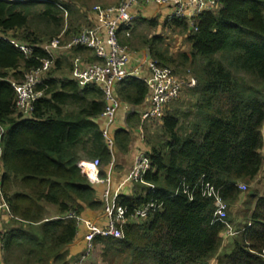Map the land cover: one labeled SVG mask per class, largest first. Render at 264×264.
<instances>
[{
    "label": "trees",
    "instance_id": "1",
    "mask_svg": "<svg viewBox=\"0 0 264 264\" xmlns=\"http://www.w3.org/2000/svg\"><path fill=\"white\" fill-rule=\"evenodd\" d=\"M55 1L0 0V34L9 32L34 47L27 57L9 39L0 38V124L6 129L2 184L14 225L1 231L3 264H71L68 247L79 226L64 215L104 206L81 163L99 159L104 176L115 157L128 153L133 144L130 130L111 127V150L103 134L104 92L94 84L82 88L70 75L60 74L62 58L38 85L44 94L32 118L17 112L12 81L23 80L42 65L45 43L63 32L69 38L89 27L78 22L82 17L87 21L79 9L84 0L63 2L68 17ZM219 4L200 14L197 31L179 24L188 34L189 52L174 55L163 48L161 36L146 38L151 59L177 73L201 61L191 91L196 100L189 111L167 109L160 125L163 137L147 141L152 168L140 182L145 187L117 199V205L130 211L150 200L161 203V209L129 222L123 238H95V247L103 246L109 264L121 256L125 264H210L214 259L218 264H264V192L257 196L251 217L234 225L245 194L248 207L256 197L240 184L250 185L264 165V92L259 86L264 81V0ZM142 20L140 16L135 23ZM148 22L151 29L159 25ZM82 51L76 48L73 53ZM65 56L69 60L72 52ZM116 91L133 107L143 106L149 93L137 78L119 82ZM129 118L138 128L140 116L131 112ZM183 182L190 187L197 182L192 198L182 192ZM207 183L228 204L226 223L214 221V199L203 194ZM47 206L57 207L60 215L47 217ZM229 227L235 231L230 237Z\"/></svg>",
    "mask_w": 264,
    "mask_h": 264
},
{
    "label": "built area",
    "instance_id": "2",
    "mask_svg": "<svg viewBox=\"0 0 264 264\" xmlns=\"http://www.w3.org/2000/svg\"><path fill=\"white\" fill-rule=\"evenodd\" d=\"M13 2H48L49 0H8ZM65 0H58L54 3L57 7L68 13L63 4ZM168 5L170 13L167 15L168 22L175 20H187L191 30L197 31L196 20L204 11L216 10L220 6L219 0H121L114 6L95 5L92 8L79 7L90 19L89 27L81 32L64 37V32L57 38L44 44L47 57L42 59V65L37 69L28 71L21 81H12L16 92V109L23 118H32L35 103L43 96V91L38 90V85L42 83L44 75L55 66L56 62L62 58L65 53H71V63L73 71L70 77L78 82L84 88L88 85H97L105 95L106 108L103 116L105 117L104 136L108 140L111 150H114L115 140L111 133V127L116 120L119 110L126 106L116 92V86L119 82L137 78L141 79L148 88L150 101L141 113V122L138 127L139 145L136 146L134 165L128 172L130 181L141 182L144 176L151 170V159L149 149L141 146L146 141L147 124H160L166 116L168 106L179 98L186 86H197V78L185 77L176 72L169 66H161L156 60L147 59L142 61L136 68L128 66L130 62V50L128 46L120 41L119 34L123 32L127 37L130 36L133 24L140 18L138 11L140 7L149 5ZM9 39L17 48H19L27 57L34 53V47L23 43L14 38L11 33L0 34V38ZM76 48H82L93 53L95 61L88 67H84V58L80 53H73ZM127 107V106H126ZM6 129L0 124V219L3 216H13L11 208L7 201L3 189V175L5 173L2 162V145ZM115 161L111 164L113 166ZM101 162L99 159L93 161H83L81 163L82 173L88 177L92 184L106 183L107 188L104 191V215L105 222L99 225L92 219H86L75 211L64 215L66 219H75L77 225H86L87 231L84 235L86 246L79 257L71 264H87L95 245L94 240L97 236L103 237H124V227L129 223L147 217L153 212L161 209L162 204L156 200H150L146 205L130 211L128 207L117 205L111 189V178L102 179L100 175ZM182 192L193 197L197 190V182L187 185L182 183ZM242 190L247 189L246 184H240ZM205 196L214 199L216 210L214 221L226 223L228 215V204L219 194L218 190L210 183L203 188ZM0 229V264L2 262V241ZM235 234L232 227H229L227 236ZM264 256V254H263Z\"/></svg>",
    "mask_w": 264,
    "mask_h": 264
},
{
    "label": "crops",
    "instance_id": "3",
    "mask_svg": "<svg viewBox=\"0 0 264 264\" xmlns=\"http://www.w3.org/2000/svg\"><path fill=\"white\" fill-rule=\"evenodd\" d=\"M138 11L140 12L141 16H143L146 19V20H142V22H140V24L144 23L146 25H149V22H148L149 20H155L158 22L159 25L152 28L154 30H157V32L152 36H161V38L162 37L165 38L167 36H163V34H165L164 32L166 30H171V29L172 30L174 29V30L179 31L180 33H183L184 32L183 26L179 25V24L180 23H186L187 26L189 25L187 20H179L178 22L175 21L174 23H172L171 25H173V26H170L168 28V25H170V24H167L165 22L167 20V15L170 13V7L168 5L160 6V5L152 3L149 5H145V6L140 7ZM82 14H84V12H82ZM85 16H86V14H85ZM86 19H87V21H84V25H86V23H87V25L88 24L90 25V23H91L90 19L87 16H86ZM132 31L133 30H131V33H132ZM152 36H150L148 38H151ZM129 37H127L123 32H120V34H119V38H120L121 43L123 45L128 46V48L131 52L130 62L128 64V66L130 68H136L142 61L148 59L149 47L146 44H145V46L140 45V42L138 40L139 38H137V36H136V42L134 44L132 43V41L130 40ZM134 37H135V35H134ZM164 42H165V40H164ZM167 42H168V39H167ZM186 42L188 43V47H190V43L187 40V35H186ZM181 43H182V38H179L178 43H177L178 48L183 49V50L186 49L185 46L180 47ZM129 44H132V45L130 46ZM172 47L173 46L170 47V50L174 51ZM165 48L168 49L167 47H165ZM175 51L178 52V50H175ZM79 53L84 58V67H88L90 64H92V62L95 61L94 55L90 54V52H88L87 50L79 52ZM69 60L71 61V59H69ZM192 101L195 102V97L193 98ZM125 105L127 107L123 106L119 110V112L116 116V120L112 125V129H114L116 131L117 130H130L131 135L133 137L132 147L128 153L125 154V152H124V153L118 154L115 157L116 164L114 163L115 165L110 166L107 169V172L105 173V175L101 176L102 179L111 178V189H112L113 197L115 198L116 202H117V199L120 195L133 196V195L142 191L141 188H136L134 186V184H133V186H131L124 181H125L126 175L128 174V172L132 169V167L134 165L136 146L140 144V142L138 140V130L136 129L137 127H134V128L132 127V126H135V124H134V122H131L130 118H129L130 113L135 112L137 115L141 116V113L143 112V110L146 107H148L147 106L148 102L146 99V103L143 106H138V107H133V106H130L129 104H125ZM161 124L162 123H160V125ZM263 135H264V128H263ZM141 146H144V144ZM263 154H264V149H263ZM100 170H101V167H100ZM263 177H264V165L262 167L260 174L254 180V182L256 181V186L259 185L257 187L260 190L259 192H261L262 194L264 192ZM140 184H141L142 188L145 187V185H144L145 183H143V184L140 183ZM93 185L97 186L99 189L97 197L99 199L102 198V200H103V195H104L105 189L107 188V184L106 183H97V184H93ZM250 185H251L250 187H252L253 184H250ZM256 200H257V198H256ZM256 200H254V202L252 203V207H251L252 211H250V212H253L255 204H256ZM242 207H244V200L241 202L240 208H242ZM59 215H60V213H59V210L57 209V207L47 206V217L56 218ZM80 215H82L86 219H92V220L96 221L99 225H103L105 222L104 206H101V208H97V209H91L89 207H86L85 210L83 211V213ZM13 226L14 225L11 224V221L9 220L8 216L5 215L0 219V229L5 230V229H9ZM86 231H87L86 225L82 224L79 227V232H78V235H77L75 241L73 242V244H71L68 247L69 259L71 260V262L73 260H75L76 258H78L80 253L83 252V250L85 249L86 241L84 239V235H85ZM210 264H218V262L215 259V260H212L210 262Z\"/></svg>",
    "mask_w": 264,
    "mask_h": 264
},
{
    "label": "rangeland",
    "instance_id": "4",
    "mask_svg": "<svg viewBox=\"0 0 264 264\" xmlns=\"http://www.w3.org/2000/svg\"><path fill=\"white\" fill-rule=\"evenodd\" d=\"M121 0H84L82 3V5H85V6H81V7H87V8H92L93 6L95 5H101V6H113V5H117ZM78 21V20H77ZM84 21L85 19L82 17L81 20H79L78 22L81 24L82 22V25L84 24ZM167 24H170L168 25V28L170 26H173L171 25L172 22H168L167 20L165 21ZM87 24V23H86ZM85 27V25H84ZM132 33L130 34V40L132 41V43L134 44L136 42V36L137 38H139V42H140V45L142 46H145V41H146V38L154 35L157 30H154V29H151L149 28L148 25L142 23H134L133 24V27H132ZM183 32V31H182ZM165 34H163V36H167V37H162L163 39V48L167 47L169 49V51L176 55L178 54L179 52H189L190 51V47H188V43L186 42V35L187 32H183V33H180L179 31L177 30H166L164 32ZM135 35V37H134ZM160 35V34H159ZM179 38H182V43L180 45V47L182 46H185L186 49H179L178 48V39ZM167 39H168V42H167ZM165 40V42H164ZM177 44V45H176ZM130 46L132 44H129ZM173 46V50L174 51H171L170 50V47ZM175 50H178V52H176ZM90 52V51H88ZM90 54H93L92 52H90ZM61 71H60V74H63V75H71L72 74V71H73V65L72 63H70L71 61L67 59V56H65V54L62 56V60H61ZM201 65V61L198 60L194 63V65H192V68L190 70H188L189 68H187L186 70H182L181 75H184L185 77H188V76H192V77H196L197 78V75L195 74V72H197V68ZM179 73V74H180ZM249 78V77H248ZM249 82H251V80H249ZM259 86L262 88L263 92H264V81H261L259 83ZM192 89H194V87H191V86H186L181 95L179 96L178 99H176L175 101H173L169 107H168V110H171V109H178V110H190V108H192V105H193V98L194 96L192 95L193 92ZM116 90V89H115ZM117 92V91H116ZM263 100H264V96H262ZM196 100V99H195ZM160 124L156 123V124H147L146 126V141L144 142V146L149 149L148 147V139L151 138L154 142H156L159 138L161 139L163 136H162V129L160 128ZM138 129V128H137ZM156 140V141H155ZM263 180H264V177H263ZM126 183H128L129 185L134 186L136 188H141V184L139 182H134V181H130L128 179V174L126 175V178H125V181ZM250 184H253L252 187H250L251 185H247L248 188H249V193L248 194H254L256 193V197H254L253 201L251 202V205L250 207H248V204L246 203V194H245V200H244V207L242 208H239L237 211H236V214L234 217H236V220L234 221V225L235 226H239V225H243L244 224V220H246L247 218H250L251 216V213L250 211L251 210V207H252V203L254 202V200H256L257 196L261 195L262 193L259 192L260 190L258 189L257 185L256 186V181L254 182H251ZM261 193V194H260ZM247 194V195H248ZM247 211V209H249ZM248 212V213H247ZM247 213V214H246ZM234 232V230H233ZM230 237V236H228ZM228 239V238H227ZM230 239V238H229ZM229 239L226 241V243L229 242ZM215 260V259H214ZM217 260V259H216ZM126 263V257L124 256H121L119 257L117 260H116V264H125ZM87 264H109V260L107 259H104V256H103V246L102 245H97L91 256L89 257L88 261H87Z\"/></svg>",
    "mask_w": 264,
    "mask_h": 264
},
{
    "label": "water",
    "instance_id": "5",
    "mask_svg": "<svg viewBox=\"0 0 264 264\" xmlns=\"http://www.w3.org/2000/svg\"><path fill=\"white\" fill-rule=\"evenodd\" d=\"M148 59L150 60L151 59V52L150 50H148ZM150 101V96L147 97V102L149 103Z\"/></svg>",
    "mask_w": 264,
    "mask_h": 264
}]
</instances>
